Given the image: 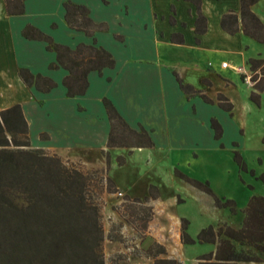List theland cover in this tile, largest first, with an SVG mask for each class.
<instances>
[{
  "label": "trees",
  "instance_id": "trees-1",
  "mask_svg": "<svg viewBox=\"0 0 264 264\" xmlns=\"http://www.w3.org/2000/svg\"><path fill=\"white\" fill-rule=\"evenodd\" d=\"M24 1L4 0L7 14H22ZM185 1L195 6L194 32L200 36L207 30V21L201 12L202 0ZM239 2V17L234 12L223 15L220 21L222 30L234 35L239 31L240 19L243 33L258 43H264V25L250 10L258 0ZM63 9L66 25L89 37L90 44L79 43L71 49L54 42L49 35L31 25L21 30V36L44 42L46 51L55 54V62L49 65V69L67 71L61 84L66 97L74 98L83 96L87 91L89 73L101 75L104 69H113L115 59L97 44L95 37L97 32L107 31L105 23L94 22L88 7L70 0L63 3ZM170 10L173 15L169 17V22L174 24V7ZM52 27L56 26L53 24ZM115 38L121 39L119 36ZM170 42L180 45L184 39L181 34H172ZM196 43H199L198 37ZM249 63L252 72L259 70L251 77L255 91L250 95V100L259 105L258 93L264 90V61L249 60ZM17 74L27 88L43 94L57 87L52 79L34 75L25 68L18 69ZM175 78L180 91L187 98L199 93L183 83L177 75ZM200 97L207 104L213 103L204 94L200 93ZM102 104L109 122V133L106 150L96 151L97 158L104 157L109 163L113 149H125L130 154L135 149L154 147L148 131L140 126L138 129L131 128L109 99L103 98ZM217 105L232 115V104L221 94L217 95ZM210 128L213 139L219 141L223 130L215 118L210 119ZM234 161L240 168H245L238 152L234 154ZM115 162L119 168L127 163L123 156H116ZM174 175L210 195L218 209H228L231 215L237 214L235 202L217 198L207 182L191 180L177 170ZM260 178L264 182V175ZM101 181L103 178L97 181L96 177L93 179L68 165L55 154L32 148L29 127L19 104L0 110V264H105L103 217L95 196L102 192L117 194V186L120 185L106 177L103 191L99 187ZM121 189L125 191L124 194L119 192L123 213L117 208L113 211L144 239L153 218L152 207L148 204L160 197L159 188L148 182L143 185L132 180L129 186ZM125 211L128 217L124 215ZM243 214L238 228L222 225L216 229L210 226L201 230L197 241L213 244L215 250L199 258V264L263 262L264 197L250 198ZM187 224V221L181 220L180 242L183 245L194 243L186 233ZM166 254L165 247L157 242H152L144 251V257L151 260V264H182L177 259L167 258Z\"/></svg>",
  "mask_w": 264,
  "mask_h": 264
},
{
  "label": "crops",
  "instance_id": "crops-1",
  "mask_svg": "<svg viewBox=\"0 0 264 264\" xmlns=\"http://www.w3.org/2000/svg\"><path fill=\"white\" fill-rule=\"evenodd\" d=\"M65 1L68 0H25L22 14L8 15L4 0H0V110L15 104L21 106L29 127L32 148L63 157L68 154L66 152L75 150H106L109 122L102 104L103 98L112 102L131 128L138 129L140 126L148 131L153 142L156 128L165 129V140L172 141L179 136L191 142L199 139L204 123L198 120L197 108L199 105L201 107V102L205 103L200 93L212 101L221 94L232 104L226 88L233 85L237 89L233 80L216 75L218 81L222 82L220 88L216 87L214 84L219 82L214 83L212 78L207 79L200 74L195 57H190V64L180 68L179 72L176 66L178 62L171 59V52L176 47H187L196 52L222 48L232 56V61L239 55L241 59H245L242 50L247 42L243 38L248 36L242 31L240 19L239 31L234 35L226 33L220 26L222 16L229 12H234L239 17V0H202L201 12L206 18L207 30L200 36L194 32L195 6L185 0H124L117 19L119 27L114 32H110V22L106 18L94 15V10L86 0H70L88 7L94 22L107 25V31L97 32L95 37L97 44L109 51L115 59L113 69L106 68L101 75L89 73L87 91L83 96L74 98L66 97L65 88L61 84L67 71L49 69V65L55 62V54L46 51L44 42L27 40L21 36V30L31 25L49 35L54 42L71 49L79 43L90 44L89 37L71 30L64 22ZM174 1L177 2L176 5L173 4ZM258 2L250 10L264 25V20L256 12ZM141 3L147 5L148 13L144 15L146 19L140 17L139 23L135 24L139 13L136 7ZM108 5L109 1L100 0V8ZM161 5L163 8H160ZM172 6L175 11L174 24L167 17ZM52 24H56V28H52ZM172 34H181L183 44L171 43ZM251 40L257 42L253 38ZM162 47L168 50L167 57L161 61ZM143 52L147 55H141ZM20 68L52 79L57 87L45 94L27 88L18 77L17 71ZM173 72L179 75L183 83L192 86L199 93L187 98L180 91ZM204 78L209 83L207 87L213 90V95L201 89ZM47 121L52 123V127L46 124ZM111 152L113 151H110V157ZM114 156L119 155L114 153ZM117 187L118 193L124 194L125 191L120 186ZM151 202L148 205L152 206ZM107 206L105 202L103 211L108 209ZM115 213L111 211V214ZM103 214L106 216L107 213ZM150 225L151 222L145 234V242L150 239ZM104 227L105 225L103 229ZM167 258L172 257L167 255Z\"/></svg>",
  "mask_w": 264,
  "mask_h": 264
},
{
  "label": "rangeland",
  "instance_id": "rangeland-1",
  "mask_svg": "<svg viewBox=\"0 0 264 264\" xmlns=\"http://www.w3.org/2000/svg\"><path fill=\"white\" fill-rule=\"evenodd\" d=\"M86 1L94 10V15L98 18H106L110 22V32L116 31V27H119L117 19L121 12L120 6L124 0H107L109 5L105 8L99 7L100 0ZM175 3L177 2L174 1L173 4ZM257 6L256 12L264 20V0H259ZM136 8L139 13L135 24H138L140 17L146 19L144 15L148 13V8L145 3L139 4ZM160 8H163L162 5ZM171 15L173 13L170 10L168 19ZM127 29L130 31L129 28ZM243 39L247 42L245 45H249V47L243 46L242 53L245 59H241L239 55L234 61L222 48L200 52L187 47L172 48L174 50L171 52V59L178 62L177 71L180 72V68L190 64L188 60L190 57H195L200 74L207 79L212 78L214 83L219 82L214 84L216 87L222 84L216 75L229 77L237 87L235 89L231 85L226 88V93L233 104L232 115L218 107L217 98L212 104L201 102V107L198 106V120L204 124L197 141L191 142L189 139H181L180 136L167 141L165 140L167 137H164L165 129L156 128L153 137L154 147L135 149L130 154L123 149L111 150L113 152L109 163L104 157L97 158L96 151H69L66 152L68 154H65V157L47 151L59 156L65 163L80 169L93 179L96 177L97 181L103 178V182L99 184L103 191L106 187L104 181L106 177L112 178L121 187L129 186L132 180H135L138 184L145 185L148 182L159 188L158 200L150 201L154 216L149 228L150 239L146 242L145 238L138 235L117 212L111 214L114 208L123 213L120 208L122 196H118V193L106 192L95 196V202L101 207L103 226L105 225L106 239L103 245L105 264H151V260L144 257V251L151 242L163 245L166 249V257L170 255L182 264H199V258L215 250V245L197 241L201 230L210 226L216 229L222 225L238 228L244 216L243 210L250 198L264 197V182L260 178L264 175V90L258 93L259 105L254 104L250 100L251 92L255 91L253 83L245 82L242 77L254 75L250 70L249 60L264 59V43L254 42L249 36ZM167 50L160 48L161 61L167 57ZM141 55L147 54L143 52ZM222 63H225L226 67H222ZM173 74L179 77L176 72ZM205 78L201 89L212 94L213 90L207 87L209 83ZM209 118H215L222 127L223 133L219 141L213 139ZM46 124L52 127L50 121ZM237 152L244 163V169L234 161V154ZM114 153L126 159L127 163L124 167H117ZM175 170L191 180L207 182L217 198L234 201L237 214L231 215L228 209L215 207L214 199L210 195L176 177ZM105 202L108 209L103 211ZM103 212L107 213L106 216ZM124 215L128 217L126 211ZM181 220L188 222L186 233L194 241L193 244H181ZM262 259L261 264H264V256Z\"/></svg>",
  "mask_w": 264,
  "mask_h": 264
},
{
  "label": "built area",
  "instance_id": "built-area-1",
  "mask_svg": "<svg viewBox=\"0 0 264 264\" xmlns=\"http://www.w3.org/2000/svg\"><path fill=\"white\" fill-rule=\"evenodd\" d=\"M222 67H226V64L223 63V64H222ZM243 77H244L243 79H244L245 82H248V83L251 82V81H250V78H251L250 76L243 75ZM118 196H121V194L118 193Z\"/></svg>",
  "mask_w": 264,
  "mask_h": 264
}]
</instances>
